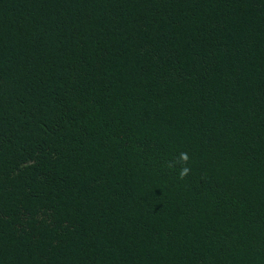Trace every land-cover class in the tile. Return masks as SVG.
<instances>
[{
	"label": "trees",
	"instance_id": "16d2710c",
	"mask_svg": "<svg viewBox=\"0 0 264 264\" xmlns=\"http://www.w3.org/2000/svg\"><path fill=\"white\" fill-rule=\"evenodd\" d=\"M0 264H264V0H0Z\"/></svg>",
	"mask_w": 264,
	"mask_h": 264
},
{
	"label": "clouds",
	"instance_id": "9594fccd",
	"mask_svg": "<svg viewBox=\"0 0 264 264\" xmlns=\"http://www.w3.org/2000/svg\"><path fill=\"white\" fill-rule=\"evenodd\" d=\"M188 160H189V155H188L187 152H181L179 154V161L178 162H182V166L180 168V171L178 172V176H179L180 179H183L190 172V168L187 166ZM175 163H177V162H170L168 164V167L169 168H174L175 167Z\"/></svg>",
	"mask_w": 264,
	"mask_h": 264
}]
</instances>
